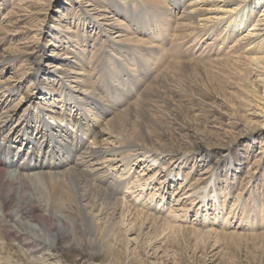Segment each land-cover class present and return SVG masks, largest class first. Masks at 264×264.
<instances>
[{"label":"bare ground","instance_id":"obj_1","mask_svg":"<svg viewBox=\"0 0 264 264\" xmlns=\"http://www.w3.org/2000/svg\"><path fill=\"white\" fill-rule=\"evenodd\" d=\"M93 1L89 5L96 7ZM144 1H148L157 12L159 22L153 24V19L151 23L147 22L140 13H136ZM102 7L101 11L114 9L116 14L124 16L123 19H114L121 27L126 26L117 35L122 39L116 42L122 44L115 43L118 56L127 60L124 68L119 70L121 75L109 67L105 74L102 60H91L88 39H82L83 47L66 45L62 48L65 51L61 58L48 53L43 45L37 46L46 61L59 60L71 70L58 71L59 66L52 72L57 74V85L42 82L46 73L51 71L49 63L35 66L32 71L34 66H30L27 82L31 89L25 92L23 83L12 84L3 80L0 70V223H5L11 233L8 235L17 237L20 246L34 256L44 252L42 259L45 264L51 263L50 255L57 256V261L62 260V244L65 241L78 243V239L85 242L91 258L96 250L127 252L128 240L123 227L127 215L133 214L135 209L129 204V193L135 194L137 200L147 199L142 203L143 209H135L133 215L153 222L159 220V216L144 211L145 205H149L147 201L154 200L156 193L145 194V189L158 172L155 164L161 163L160 160L167 155L147 148L149 136L144 120L152 122L151 117H144L142 122L136 119L141 100H145L143 96L156 82L151 75L153 66L157 64L153 62L154 53L165 52L164 45L170 44L173 63L183 67L180 64L185 65L189 57L201 58L207 49L217 52L229 42L235 49L247 41L241 51L231 55V52L227 53L225 58L234 59L238 67L246 64L256 66L261 70L259 76L264 77V0H104ZM85 11L84 20L92 18L89 10ZM255 12L259 14L252 23ZM106 14L102 13L101 19H106ZM95 21L98 27L102 26L98 20ZM49 30L57 32L52 26ZM147 35L149 41L143 37ZM187 37L190 39L185 42ZM125 43L148 44L152 48L144 61L151 66L146 74L138 73V69L130 65L134 55L128 53L129 47ZM202 43L205 46L201 51ZM139 47L138 53H142L145 48ZM38 57L40 59V55ZM136 73L141 78L132 85L131 76ZM246 74L249 76L248 71ZM123 76L128 80L122 82L120 78ZM263 81H253L248 77L245 90L264 97ZM18 96L21 98L16 100ZM23 101L27 102L26 107H23ZM248 115L247 121L251 125H264V107L262 111L254 109ZM184 160L171 157L168 173L160 182L164 187L161 200L170 193L168 189L174 187V179L168 176L177 177ZM201 160L197 159L194 164H201ZM133 161L145 165L151 174L144 170L146 175H150H137L133 180ZM230 169L231 165L227 171ZM202 179L200 177L199 181ZM201 182L202 186H198L203 190L202 205H199L196 215H203L204 219L200 221L211 220L210 213L205 212V207L211 202L216 211L214 218H224V213H220L224 201L220 197L216 175ZM197 191L176 195L177 200L173 201L177 206H169V215L176 220L175 223L179 221L178 217L187 215V201ZM180 211L186 214H179ZM163 221L169 227L176 225L166 219ZM3 250L0 244V253ZM4 263L7 264L0 257V264ZM90 264L102 263L92 261Z\"/></svg>","mask_w":264,"mask_h":264},{"label":"rangeland","instance_id":"obj_2","mask_svg":"<svg viewBox=\"0 0 264 264\" xmlns=\"http://www.w3.org/2000/svg\"><path fill=\"white\" fill-rule=\"evenodd\" d=\"M91 1L0 0V70L3 80H9L12 84L23 83L25 92L31 89L27 82L30 72L35 66L49 63L51 71L46 73L42 82L57 85V74L52 72L59 66L58 71L71 70L60 64L59 60L46 61L38 48L43 45L48 53L61 58L65 51L62 48L66 45L71 48L83 47L82 39L89 40L88 53L92 58L89 57L93 61L102 60L105 74L108 73V67L116 72L123 69L127 60L118 56L115 43H121L116 42L122 39V36L117 35L126 26L121 27L114 19H123L124 16L116 14L114 9L101 11L104 0H94L96 7L89 5ZM149 5L148 1H144L136 13H140L147 22L151 23L153 19L155 24L159 22L158 14ZM85 9L89 10L92 18L84 20L87 14ZM102 13H107L108 17L101 19ZM258 14L254 13L252 23H255ZM95 20L102 26L98 27ZM49 26L55 27L57 32H51ZM143 37L149 41L148 35ZM189 39L187 37L185 42ZM245 43L247 41L233 49L229 42L221 52L215 49L209 52L207 49L201 58L189 57L185 65L180 64L183 67L173 63L174 54L170 44L164 45L165 52L154 53L156 57L153 62L157 64L153 66L155 68L151 75L157 83L143 96L145 100H141L136 119L142 122L144 117H151L152 122L144 120L149 136L147 148L167 155L160 160L161 163L155 164L158 172L148 181V188L146 186L145 189V194L151 191L156 193L154 200L147 201L149 205H145L144 211L159 216V223L133 215L135 209H143L142 203L147 199L137 200L135 194L129 193V204L135 209L133 214L127 215L123 227L128 240L127 252L112 254L96 250L95 256L91 258L85 242L78 239V243L65 241V245L62 244V260L57 261V256L50 255L49 264H90L92 261L102 264H264V125H251L247 121L252 110L262 111L264 97L260 98L261 94H250L245 90L248 77L253 81H263L264 77L259 76L261 70L256 66L246 64L245 67H238L234 59L225 58L227 53L231 52V55L232 52L241 51L247 45ZM204 44L200 45L199 50H203ZM125 45L129 47L128 53L134 55L130 65L138 69V73L146 74L151 66L144 64V61L150 56L152 48L141 43ZM139 46L145 48L142 53H138ZM37 55H40V59ZM110 60L112 63H109ZM31 65L34 68L31 69ZM139 77L137 73L133 74L130 84H136ZM120 80L124 82L128 77L123 76ZM261 83L263 85L264 81ZM20 98L18 96L16 100ZM23 103V107H26L27 102ZM171 157L185 159V164L177 177L168 176L174 179V187L168 189L170 193L161 200L164 187L160 182L168 173ZM200 158L202 163L194 164ZM133 164V180H136L137 175L145 177L151 174L140 162L133 161ZM10 170L13 168L10 167ZM144 170L150 174L146 175ZM213 174L217 177L220 197L224 201L220 213H224L225 217L215 219L214 203L210 202L205 212L210 213L211 220L204 222L200 221L204 219L201 213L196 215V210L202 205L203 192L198 185L202 186L201 181ZM200 177L203 179L199 181ZM188 191L197 192H193L187 201V215L185 211H180L179 214L185 216L178 217L179 221L175 223L176 220L169 215V206L176 204L173 200H177L178 193ZM165 219L176 225H165ZM8 234L11 233L6 224L0 223V244L6 250L0 253L2 262L45 264L42 259L44 252L34 256L20 246L17 237Z\"/></svg>","mask_w":264,"mask_h":264}]
</instances>
